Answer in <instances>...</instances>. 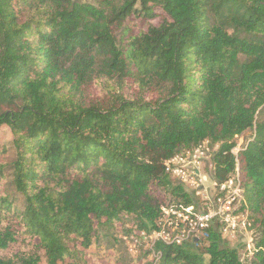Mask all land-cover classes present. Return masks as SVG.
<instances>
[{
    "label": "trees",
    "instance_id": "trees-1",
    "mask_svg": "<svg viewBox=\"0 0 264 264\" xmlns=\"http://www.w3.org/2000/svg\"><path fill=\"white\" fill-rule=\"evenodd\" d=\"M3 126L0 252H32L0 264H89L102 229L140 240L196 204L165 162L206 142L213 182L239 169L253 254L216 224L148 264H264V0H0Z\"/></svg>",
    "mask_w": 264,
    "mask_h": 264
},
{
    "label": "built area",
    "instance_id": "built-area-1",
    "mask_svg": "<svg viewBox=\"0 0 264 264\" xmlns=\"http://www.w3.org/2000/svg\"><path fill=\"white\" fill-rule=\"evenodd\" d=\"M217 150L218 145L213 146L206 142L165 162V172L170 178L182 184L185 191L196 199V204L163 206L161 216L156 222V230L148 233L141 232L140 240L131 236L136 243L146 245L147 250L151 251L153 256L156 255L154 246L157 243L180 245L189 240L198 242L206 240L207 230L216 224L220 225L222 239L227 240L235 235L239 216L234 204L241 191L240 183L232 187L233 182L229 178L219 185L210 179L209 171L208 177L212 182V191L215 195L210 198L207 196L208 193H201L199 189L200 186L203 187V184L200 185L201 182L206 180L205 176H201L203 163H209L210 170H212L211 157ZM200 197L203 200L202 204ZM248 226L249 223H247Z\"/></svg>",
    "mask_w": 264,
    "mask_h": 264
},
{
    "label": "rangeland",
    "instance_id": "rangeland-1",
    "mask_svg": "<svg viewBox=\"0 0 264 264\" xmlns=\"http://www.w3.org/2000/svg\"><path fill=\"white\" fill-rule=\"evenodd\" d=\"M78 3H88L91 5H96L99 0H73ZM251 133L247 132L240 137H236L234 139L235 148L233 150L234 155L238 153L240 149L245 147L250 140ZM11 142L12 135L10 130L3 126L0 128V146H5L10 149L9 154L7 155V160L10 161L13 159V152L11 150ZM216 148L214 149V151ZM235 171L236 175H232L231 181L233 182V186L238 185L240 183V194L237 198L234 207L237 209V214L239 216L238 228L233 237L225 240L230 248H239L240 259L246 262L253 254V250L255 247V241L258 238V233L255 230V220L252 217L250 211L247 209L246 201L243 196V189L241 183V176L239 173L238 167ZM209 163H203L201 169V176H205L206 180L202 181L200 185L203 184V187H199L201 193H208L207 196L212 198L215 195V192L212 191V182L209 180ZM190 189V188H189ZM191 190V189H190ZM161 197L164 198L165 194L163 192L160 193ZM167 199V197H166ZM201 204L203 203L202 197ZM165 200V198H164ZM200 202V200H199ZM245 205V206H244ZM244 209V210H242ZM240 211V212H239ZM247 223L249 226L247 227ZM115 228H117L115 230ZM113 228V230L107 232L106 229H102L100 232L101 238L92 245V247L86 252L87 259L89 264H148L153 255H146L147 246L141 245L139 242H135V240L128 235L124 236L121 233L118 227ZM120 228V227H119ZM127 229L128 226H125ZM116 241H113L115 240ZM32 252V248L20 238L17 240L15 244H13L7 252H0V259H6L16 256L17 254H28ZM39 255L44 260V253L42 251H38Z\"/></svg>",
    "mask_w": 264,
    "mask_h": 264
}]
</instances>
